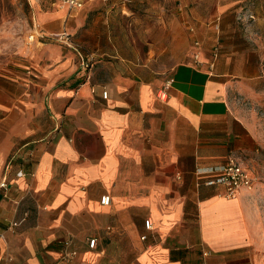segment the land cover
<instances>
[{
	"label": "crops",
	"instance_id": "0c3cea01",
	"mask_svg": "<svg viewBox=\"0 0 264 264\" xmlns=\"http://www.w3.org/2000/svg\"><path fill=\"white\" fill-rule=\"evenodd\" d=\"M168 2L38 14L0 76V264H56L69 241L72 264H262L264 0ZM231 157L255 179L235 198L199 176Z\"/></svg>",
	"mask_w": 264,
	"mask_h": 264
},
{
	"label": "rangeland",
	"instance_id": "374dc122",
	"mask_svg": "<svg viewBox=\"0 0 264 264\" xmlns=\"http://www.w3.org/2000/svg\"><path fill=\"white\" fill-rule=\"evenodd\" d=\"M167 0V8H168ZM181 6V3H178ZM65 10L60 0H0V76L13 75L15 71L21 69V65L27 62L24 52L27 48L37 43L30 42L31 35L34 34L37 26L38 14L42 12H56ZM264 41V36L262 37ZM264 104V101H263ZM258 119L263 124L264 129V105L256 107ZM264 160V151L262 153ZM262 193L258 197L257 203L260 208V220L262 223V264H264V177Z\"/></svg>",
	"mask_w": 264,
	"mask_h": 264
},
{
	"label": "built area",
	"instance_id": "2783aa9c",
	"mask_svg": "<svg viewBox=\"0 0 264 264\" xmlns=\"http://www.w3.org/2000/svg\"><path fill=\"white\" fill-rule=\"evenodd\" d=\"M64 7L68 8L70 11L81 10L83 9L89 0H60ZM249 19H254L253 15H249ZM243 20V18H239ZM264 26V19L262 20ZM44 38L43 34L39 29L34 31V34L30 37V42L34 43L40 41ZM50 40L58 42L64 45L72 44V36L64 31L62 33H57L49 37ZM200 47L199 43L195 44V48ZM199 58V53L195 54V59ZM94 65V59L89 58L83 64L85 69H91ZM104 97H107V94L104 93ZM18 176H23V173L20 172ZM199 176H204L206 178L205 185L208 187H219L223 190V195L228 198H235L243 190L252 191L255 188V179L253 178L251 172L244 166V164L237 159L236 157H231L228 161V164L219 169L209 170L199 173ZM8 187L7 183H1L0 188L6 189ZM111 203V198L109 196H104L101 199V204L104 206H109ZM18 223H14L13 227H17ZM152 222L150 220L145 222L146 229L150 230ZM143 240L146 237L142 238ZM97 240H90L89 247L90 249H95ZM66 249L64 250L60 261L56 264H72L73 260L78 256V253L74 250H69L71 242L65 244Z\"/></svg>",
	"mask_w": 264,
	"mask_h": 264
}]
</instances>
